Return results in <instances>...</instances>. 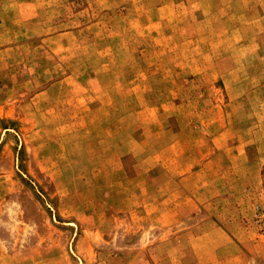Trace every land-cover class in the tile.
<instances>
[{"label": "rangeland", "instance_id": "rangeland-1", "mask_svg": "<svg viewBox=\"0 0 264 264\" xmlns=\"http://www.w3.org/2000/svg\"><path fill=\"white\" fill-rule=\"evenodd\" d=\"M0 264H264V0H0Z\"/></svg>", "mask_w": 264, "mask_h": 264}]
</instances>
